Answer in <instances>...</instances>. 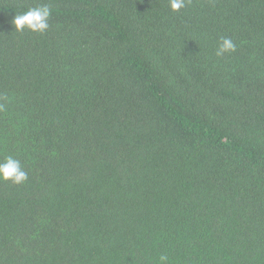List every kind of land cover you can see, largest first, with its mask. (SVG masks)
Instances as JSON below:
<instances>
[{
    "label": "trees",
    "instance_id": "trees-1",
    "mask_svg": "<svg viewBox=\"0 0 264 264\" xmlns=\"http://www.w3.org/2000/svg\"><path fill=\"white\" fill-rule=\"evenodd\" d=\"M8 156L0 264H264V0H0Z\"/></svg>",
    "mask_w": 264,
    "mask_h": 264
},
{
    "label": "clouds",
    "instance_id": "clouds-1",
    "mask_svg": "<svg viewBox=\"0 0 264 264\" xmlns=\"http://www.w3.org/2000/svg\"><path fill=\"white\" fill-rule=\"evenodd\" d=\"M172 11H179L185 7V0H169ZM51 16V9L47 4L30 8L29 10L15 14L11 23L16 31H24L25 28L43 33L49 27L48 20ZM236 45L230 38H222V42L217 51V55H223L229 51H235ZM28 173L23 170L19 160L8 156L3 162H0V180L11 181L14 184H21L27 181ZM160 260L166 261L167 257L162 255Z\"/></svg>",
    "mask_w": 264,
    "mask_h": 264
}]
</instances>
